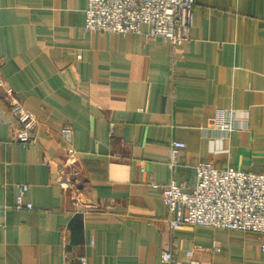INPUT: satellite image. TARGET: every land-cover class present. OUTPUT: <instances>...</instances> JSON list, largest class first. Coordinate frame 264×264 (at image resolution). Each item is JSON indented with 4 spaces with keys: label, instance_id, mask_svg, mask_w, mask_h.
<instances>
[{
    "label": "crops",
    "instance_id": "obj_1",
    "mask_svg": "<svg viewBox=\"0 0 264 264\" xmlns=\"http://www.w3.org/2000/svg\"><path fill=\"white\" fill-rule=\"evenodd\" d=\"M87 1L0 0V76L37 122L31 143L15 140L0 90V264H165L163 251L190 249L204 264H264L254 233L170 228L153 185L190 190L204 160L264 174V0H196L181 45L146 24L85 32ZM228 109L237 128L224 138L209 128ZM173 140L185 145L170 168ZM20 184L31 210L13 207Z\"/></svg>",
    "mask_w": 264,
    "mask_h": 264
},
{
    "label": "built area",
    "instance_id": "obj_2",
    "mask_svg": "<svg viewBox=\"0 0 264 264\" xmlns=\"http://www.w3.org/2000/svg\"><path fill=\"white\" fill-rule=\"evenodd\" d=\"M196 0H88L85 9L83 31L108 33L140 32L141 26H149L146 36L162 37L175 45L191 41V16ZM81 56L78 54L77 58ZM0 90L9 99V111L17 125L11 127L15 140L28 145L33 141L32 132L37 122L14 95L13 89L0 76ZM237 128L233 110H226L215 128L226 138ZM64 141L65 165L73 166L77 155L73 146V129L63 125L60 130ZM184 142L170 143L169 167L178 163L179 148ZM196 181L192 189L185 190L183 184L169 179L167 183L153 185L160 187L163 203L170 217L168 226L172 229L184 226H203L215 229L235 230L254 233L264 251V174L237 170L233 167H216L210 160L199 161L195 165ZM60 172L63 173L61 168ZM65 179H59L61 186L72 188ZM13 207L16 210H31L33 204L24 198L27 184H20ZM66 188V189H67ZM75 199V198H74ZM0 206V234L3 231ZM215 250H218L214 246ZM190 249L185 257H175L171 250L162 253L165 264H204L193 258ZM69 254L65 253V258ZM80 264H87V258L80 256Z\"/></svg>",
    "mask_w": 264,
    "mask_h": 264
},
{
    "label": "rangeland",
    "instance_id": "obj_3",
    "mask_svg": "<svg viewBox=\"0 0 264 264\" xmlns=\"http://www.w3.org/2000/svg\"><path fill=\"white\" fill-rule=\"evenodd\" d=\"M194 6H195V5H194ZM92 32H95V31H92ZM118 33H121V32H118ZM78 54L81 56L80 52H78L77 55H78ZM3 81L5 82L4 79H3ZM240 232H242V231H240Z\"/></svg>",
    "mask_w": 264,
    "mask_h": 264
}]
</instances>
